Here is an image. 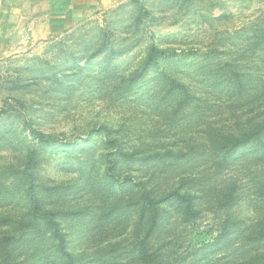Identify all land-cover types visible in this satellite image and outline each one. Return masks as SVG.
<instances>
[{"label":"rangeland","instance_id":"374dc122","mask_svg":"<svg viewBox=\"0 0 264 264\" xmlns=\"http://www.w3.org/2000/svg\"><path fill=\"white\" fill-rule=\"evenodd\" d=\"M0 264H264V0H95L0 54Z\"/></svg>","mask_w":264,"mask_h":264},{"label":"crops","instance_id":"0c3cea01","mask_svg":"<svg viewBox=\"0 0 264 264\" xmlns=\"http://www.w3.org/2000/svg\"><path fill=\"white\" fill-rule=\"evenodd\" d=\"M95 0H0V54L70 27Z\"/></svg>","mask_w":264,"mask_h":264},{"label":"trees","instance_id":"16d2710c","mask_svg":"<svg viewBox=\"0 0 264 264\" xmlns=\"http://www.w3.org/2000/svg\"><path fill=\"white\" fill-rule=\"evenodd\" d=\"M31 215L36 219H43L48 224H54V214L42 209L38 204H34L31 210Z\"/></svg>","mask_w":264,"mask_h":264}]
</instances>
